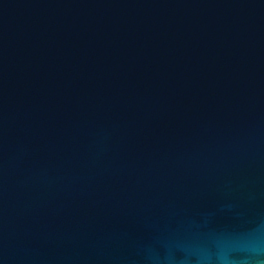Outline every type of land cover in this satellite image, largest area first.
<instances>
[{
	"label": "water",
	"instance_id": "obj_1",
	"mask_svg": "<svg viewBox=\"0 0 264 264\" xmlns=\"http://www.w3.org/2000/svg\"><path fill=\"white\" fill-rule=\"evenodd\" d=\"M257 243L264 0H0V264Z\"/></svg>",
	"mask_w": 264,
	"mask_h": 264
},
{
	"label": "clouds",
	"instance_id": "obj_2",
	"mask_svg": "<svg viewBox=\"0 0 264 264\" xmlns=\"http://www.w3.org/2000/svg\"><path fill=\"white\" fill-rule=\"evenodd\" d=\"M251 251L255 256L264 255V244L257 243ZM216 264H231V261L229 257L219 255L216 258ZM245 264H251L250 258H245ZM256 264H264V261H257Z\"/></svg>",
	"mask_w": 264,
	"mask_h": 264
}]
</instances>
